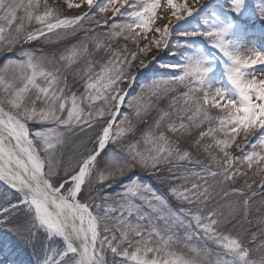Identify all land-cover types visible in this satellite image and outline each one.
Listing matches in <instances>:
<instances>
[{"label": "snow or ice", "instance_id": "snow-or-ice-1", "mask_svg": "<svg viewBox=\"0 0 264 264\" xmlns=\"http://www.w3.org/2000/svg\"><path fill=\"white\" fill-rule=\"evenodd\" d=\"M85 6L88 10L78 15L61 11L64 7L71 10ZM97 11L105 25L109 14L112 18L126 15L128 22L116 24L113 19L109 25L113 29L111 38L124 36L133 41L137 51H128L125 45L128 54L123 55L97 39L95 49H106L111 58L89 80L82 96L66 95L67 85L59 86V72L43 67L52 60L37 56L23 45L59 32L73 36L78 31L94 32L95 29L83 28V22ZM20 12L23 15L18 16ZM201 17L202 23L179 32L177 37L196 38L199 46L185 47L178 54L170 44L173 30L181 24L200 21ZM101 20L94 23L99 25ZM257 20L264 26V0H208L204 4L198 0H105L103 6L100 0H63L56 6L48 0H0V21L4 22L0 24V51L21 48V58L7 60L0 72V182L15 193V202L3 194L8 206L0 207V212L24 213L20 223L26 226L18 224V235L26 244L35 246L39 237H44L47 250L39 264H107L105 251L120 257L121 264H264V255L259 260L250 258L251 250L239 237L218 232L221 220L214 210L203 214L199 205L208 200L206 187L201 190L198 183L190 187L176 183L187 181L188 175H176L174 168L184 163L200 166L202 161L194 160L193 153L172 138L190 133L193 126L202 128L206 121H218L215 129L200 131L194 140L195 148H200L207 137L213 141L203 146L211 162L200 172L189 170L194 177L203 179L202 173H206L222 176L227 182L244 174L239 165L246 164L250 169L256 157L264 161V156L254 151L242 160L229 151L241 132L245 140L250 133H261L257 142L264 146V33L259 48L243 43ZM25 22L38 27L27 31ZM117 28L119 31H115ZM153 52L150 59L142 58ZM161 53L173 60L162 61ZM89 54L87 44L81 41L66 49L59 59L71 65ZM10 66L20 70L11 79L4 74ZM149 69L154 73L150 83L140 85L139 92L129 97L137 76ZM38 79L44 81L43 86ZM177 88L184 89V106L177 109L174 117L160 109L141 140L128 142L122 150L113 147L107 151L110 144H119L136 132V124L121 111L123 108L132 110L140 121L161 96ZM85 101L86 107L82 106ZM211 109L219 115H210ZM59 126L73 133L76 129H100L93 150L64 175L57 158L64 135L57 132ZM217 132L223 133V139L217 137ZM211 147L219 149L222 160L211 155ZM102 154L106 159L98 167ZM135 169L166 182L167 193L161 194L145 183ZM93 173L102 189H111L113 182L126 178L117 193L121 197L119 215H109L117 209L108 203V191L101 196L105 202L102 215L94 213L89 202H82ZM247 187L251 188V184ZM260 191L264 193V184ZM87 197L89 201L94 199L91 193ZM137 198L141 203L134 202ZM173 199L180 204L178 208L172 207ZM248 203L247 199L243 201L245 207ZM144 205L149 211L142 210ZM95 207L100 209L101 205ZM156 221H162L163 227ZM177 228L186 230L183 238L175 231ZM201 237L222 247V255L229 259L217 254L215 260H210L208 249L191 243ZM181 239L186 252L177 248Z\"/></svg>", "mask_w": 264, "mask_h": 264}, {"label": "rangeland", "instance_id": "rangeland-1", "mask_svg": "<svg viewBox=\"0 0 264 264\" xmlns=\"http://www.w3.org/2000/svg\"><path fill=\"white\" fill-rule=\"evenodd\" d=\"M199 1H204L205 3L208 2V0ZM138 2L139 0H137V3ZM257 2H259V0H257ZM48 3L56 6L62 4L63 0H48ZM100 3L103 6L105 0H100ZM87 10L86 6L81 9L69 10L66 7L61 9L63 14L69 16L78 15ZM121 11L123 12V9H121ZM20 15H23V13H18V16ZM101 15L102 14L97 11L92 14L89 20L83 22V28L95 29L94 32L85 34L78 31L74 36L72 34L66 35L63 32H59L55 35L50 34L47 39L41 38L38 41L28 42L23 45L24 49L34 52L37 56H46L49 60H52V63L45 62L43 67L49 71L59 72V86L64 88L65 84L67 85L65 88L66 95L76 93L78 97L82 96L89 80L94 78L97 73L100 72L106 61L111 58V53L106 49H95L94 44L97 39L101 44L110 45L113 51L119 50L123 55L128 54V52L125 51V45H127L128 51H137V47L132 40L125 39L124 36L111 38L113 29H111L109 25L113 23V19L116 24H122L128 22L129 18L126 15L120 16L119 14H117L115 18H112L109 14L108 25H105L101 20ZM202 19L203 17H201L200 21H191L190 25L181 24L180 28L173 30L170 44L174 51L179 54L181 49L185 47L194 49L196 46H199V40L196 38H188V40H184L177 39V37L179 32L191 30V28L197 23H202ZM97 20H101L99 25L94 23V21ZM2 23L4 22L0 21V24ZM36 27H38V25L35 23L28 25L27 22H25V28L27 31H31ZM115 31H119V28L115 29ZM262 33H264V26H262L257 20L254 22V26L249 29L248 38L243 41V43H246L249 48H259ZM86 36L87 39H85ZM60 37L64 38L60 39ZM81 41L88 46L90 54L87 57L82 56L78 62L72 63L71 65L60 61L59 57L65 53L66 49ZM142 43L143 42H141V46ZM241 50L244 51L243 48ZM153 54L155 53L153 52L142 58L145 60L150 59V56ZM187 54L191 53L189 52ZM19 58H21V48L19 46L11 52L5 53L0 51V72H3V65L7 60ZM161 59L162 61H172L173 57L161 53ZM19 71V69H14L10 66L9 70L4 74L7 78L11 79L14 75H18ZM143 74H145L143 77L136 79V83L133 85V88L131 89L132 93L129 97L135 96L136 93L139 92L140 85L150 83V79L154 75L152 69L143 72ZM16 82L19 83V80ZM37 83L42 84V86L44 85L42 79H38ZM182 91H184V89L177 88L169 92L167 95L161 96L152 110L140 121L136 120L132 110L127 107L123 108L121 111L126 113L133 123L136 124V132L133 136L127 137L119 144H110L107 151H111L113 147L122 150L128 142L132 140H141L142 133L152 126L160 109L169 111L174 117L177 109H182L184 106V98L181 96ZM86 105L87 101L82 104L84 107H86ZM112 110L114 111L115 108ZM210 115L215 117L218 116L219 113L216 109H211ZM100 123H103V121ZM217 125V120H213L211 123L206 121L202 128L193 126L190 133L172 137L174 140H178L182 148H187L193 153L194 160L199 159L202 161L200 166L184 163L182 166L174 168L176 175H188L187 181L181 180L176 183H185L188 187H190L193 182L198 183L202 186L201 190L206 187L208 189V200L205 204L199 205L203 210V214H206L208 210H214L218 214V219L221 220L218 232L232 237H239L244 246L251 250L250 258L252 260H259V258L264 255V247H261L264 245V193L260 191L261 184H264V161H261L256 157V162L250 169L246 164L239 165V171L244 174L237 175L233 180L227 182L224 181L222 176L212 177L206 173H202V176L204 177L202 179L189 174V170L200 172L201 167L206 166L211 162L210 156L203 150L204 145L213 144L211 137L202 140L200 148L192 147V145L194 140L198 138L200 131L207 130L208 127L215 129ZM99 131V127H96L93 130L85 129L83 132H81L80 129H76L74 133L63 126L57 128V132L64 134L63 144L58 146L57 153V158L62 163L61 175L75 169L79 162L93 150L95 147V138ZM260 134L261 133L259 132L255 134L250 133L247 140H245L243 138V132H241V134L236 137V143H234L229 149L232 156L242 160L244 156L253 151L258 153L259 156H264V146H261L257 142V136ZM216 135L218 138L223 139V133L217 132ZM236 144H239V147H237ZM250 144H254L255 146H250ZM140 147H144L143 143L140 144ZM209 151L211 152V155L216 156L217 159H223L222 153L219 149L211 147ZM104 159H106V154H102L99 158L100 164H98V167L103 164ZM212 168L214 171H218L214 164H212ZM134 172L138 174L145 183L151 184L159 193H167L168 184L166 182L161 183L155 177L148 176V174L142 169H135ZM129 175H131V173ZM125 181L126 178H120L112 183L111 189H102L96 183L95 173H93L92 181L87 184L85 194L82 196V202H89L90 206H92L93 212H100L102 215L105 202L101 199V196L105 191H108L111 193L108 203L111 204L113 208L117 209V212L109 213V215L115 217L119 215L121 204V197L118 196L117 193L122 190L121 186ZM249 184H251V188L247 187ZM252 192H256L257 195L251 196L250 194ZM5 193L13 202H15V194L0 183V207L8 206L3 195ZM87 193H91L94 199L89 201ZM245 199L249 201L247 207L243 204ZM134 202L138 204L141 203L138 198ZM171 204L173 208H178L180 206V204L174 199L171 200ZM95 205H101L100 209H97ZM142 210L149 211L146 205L143 206ZM5 220L7 223H4ZM23 220V212H12L9 215H4L0 212V264H39V261L43 259L47 250V242L41 235L39 237L40 242H37L35 246L31 243L26 244L24 238L21 235H18V224H20L21 228L26 226V224L20 223ZM132 222H136L135 215L132 217ZM108 223L111 227V220H109ZM145 223H147V221H145ZM156 223L158 226L163 227L162 221H156ZM175 231L179 233L181 238H183L186 230L184 228H177ZM183 243L185 242L181 239V243L177 245V248L186 252L187 250L182 248ZM191 243L196 244L202 249H208L210 252V260H215L217 254H221L220 258L222 259H229V257L222 255L225 251L222 247L216 245L212 241L203 239V237H201L200 240L193 239ZM53 247H55V245H53ZM104 257L107 264H121V258L113 256L110 252L105 251Z\"/></svg>", "mask_w": 264, "mask_h": 264}, {"label": "bare ground", "instance_id": "bare-ground-1", "mask_svg": "<svg viewBox=\"0 0 264 264\" xmlns=\"http://www.w3.org/2000/svg\"><path fill=\"white\" fill-rule=\"evenodd\" d=\"M198 2H199L200 4H204V3H205L204 1L200 2L199 0H198ZM0 183H2V182H0ZM2 185H4V186L7 188V186H6L4 183H2ZM12 193H14V191H12ZM14 194H15V193H14ZM57 259H58V257H57Z\"/></svg>", "mask_w": 264, "mask_h": 264}, {"label": "water", "instance_id": "water-1", "mask_svg": "<svg viewBox=\"0 0 264 264\" xmlns=\"http://www.w3.org/2000/svg\"><path fill=\"white\" fill-rule=\"evenodd\" d=\"M130 94V93H129Z\"/></svg>", "mask_w": 264, "mask_h": 264}]
</instances>
